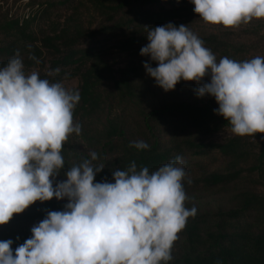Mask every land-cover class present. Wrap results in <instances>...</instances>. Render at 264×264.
Here are the masks:
<instances>
[{
	"label": "trees",
	"instance_id": "trees-1",
	"mask_svg": "<svg viewBox=\"0 0 264 264\" xmlns=\"http://www.w3.org/2000/svg\"><path fill=\"white\" fill-rule=\"evenodd\" d=\"M23 1L0 0V68L19 53L26 74L36 71L51 83L75 79L69 90L80 95L73 119L81 132L65 143L54 186L93 151L92 164L104 166L94 182H114L113 172L133 161L138 171L152 172L180 156L185 207L197 214L178 234L168 264H264V133L233 134L215 113V98L196 94L208 76L164 91L143 67L156 62L140 54L149 28L171 23L187 25L217 62L264 57V18L212 25L194 13L191 0H26L28 13L16 15ZM223 131L231 134L215 137ZM141 140L148 149L130 146ZM67 203L34 202L0 225V241L11 239L15 250L49 211Z\"/></svg>",
	"mask_w": 264,
	"mask_h": 264
},
{
	"label": "clouds",
	"instance_id": "clouds-1",
	"mask_svg": "<svg viewBox=\"0 0 264 264\" xmlns=\"http://www.w3.org/2000/svg\"><path fill=\"white\" fill-rule=\"evenodd\" d=\"M191 3L204 22L225 28L264 18V0ZM146 38L140 54L156 62L143 67L157 86L169 91L181 80L200 84L208 76L196 94L215 98L214 111L233 134L264 133V57L225 56L217 62L184 24L149 28ZM79 100L77 90L41 79L36 71L26 74L19 53L0 68V225L36 201L68 200L63 211H49L33 226L31 238L15 250L11 239L0 241V264H168L178 234L197 214L195 206L185 207L183 158L152 172L138 171L133 161L113 172L114 182H94L104 166L92 164L98 159L93 151L91 160L73 165L54 186L65 166L63 147L81 132L73 119ZM130 146L149 148L142 140Z\"/></svg>",
	"mask_w": 264,
	"mask_h": 264
},
{
	"label": "rangeland",
	"instance_id": "rangeland-1",
	"mask_svg": "<svg viewBox=\"0 0 264 264\" xmlns=\"http://www.w3.org/2000/svg\"><path fill=\"white\" fill-rule=\"evenodd\" d=\"M25 2H26V0L21 2L22 5L19 7V10L16 9V15H18V14L24 15V14L28 13L29 7L24 6L23 3H25ZM62 84L64 85L65 88L69 89L72 86H76L77 81L75 79H73V80H69V81H64ZM229 134H231L230 131H223V132L217 133L215 137L218 139H221L222 137H224V135H229Z\"/></svg>",
	"mask_w": 264,
	"mask_h": 264
}]
</instances>
